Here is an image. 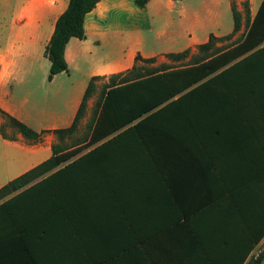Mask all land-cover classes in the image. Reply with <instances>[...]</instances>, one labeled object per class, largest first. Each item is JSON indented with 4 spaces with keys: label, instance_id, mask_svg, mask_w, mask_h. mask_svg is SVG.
I'll list each match as a JSON object with an SVG mask.
<instances>
[{
    "label": "crops",
    "instance_id": "crops-1",
    "mask_svg": "<svg viewBox=\"0 0 264 264\" xmlns=\"http://www.w3.org/2000/svg\"><path fill=\"white\" fill-rule=\"evenodd\" d=\"M223 1L200 0L195 6L187 0H149L140 8L135 0H99L85 15L84 39L71 37L65 46L67 71L49 80L65 77L60 89L68 94V113L55 117L60 125L40 124V131L71 124L93 76H104V83L108 76L130 70L137 55L163 57L194 49L210 34L230 33L233 25L228 33L214 31ZM243 1L236 6L244 21ZM247 1L252 18L262 0L257 5ZM67 3L23 0L13 20L15 37L0 51V62L7 58L0 70V108L21 121L25 119L1 96L13 77L25 73L17 67L28 51L39 46L44 53ZM72 73L79 77L71 78ZM228 87L224 80L211 86L217 91L214 104H208L207 112L204 105L193 111L192 127L180 116V131L167 134L173 143L166 150L146 152L137 134L114 132L70 159L119 137L98 152H107L105 162L82 169L89 200L78 217L79 241L70 230L71 248L78 247L80 254L68 264H250L254 259L264 264V117H243L241 98L239 110L234 106L231 111ZM49 133L36 140L18 131L11 139L0 134L12 147L4 156L6 171L12 173L8 181L50 157L57 138ZM59 168L63 164L47 174Z\"/></svg>",
    "mask_w": 264,
    "mask_h": 264
},
{
    "label": "trees",
    "instance_id": "trees-1",
    "mask_svg": "<svg viewBox=\"0 0 264 264\" xmlns=\"http://www.w3.org/2000/svg\"><path fill=\"white\" fill-rule=\"evenodd\" d=\"M98 1L68 0L66 8L57 17L44 49L49 60L48 80L61 71H67L65 46L71 37L84 39L85 15ZM148 1L135 0V3L144 8ZM229 1L232 31L222 36L210 34L206 42L196 45L197 53L190 63L175 67L165 64L139 67L134 64L126 72L108 76L87 125L88 132L79 142L72 145L62 143L77 129L87 101L96 89L95 82L104 80V76L90 79L73 121L67 127L38 132L0 108L5 121L24 137L36 140L50 131L58 140L52 144L50 157L0 187V264H68L69 260L79 256V248H71L75 242L69 234L73 230L79 241L78 217L83 213L81 206L89 200L83 186L85 171L82 169L105 162L107 158L103 156L107 152H98L117 142L119 137L107 139L70 160L83 148L117 132L137 134L146 152L166 150L173 143L167 134L180 131V123L177 122L180 116L187 119L192 127L193 111L203 105L208 111V104L214 102L217 92L210 88L221 84V80L226 82V86L230 85L226 92L231 111L234 106L239 110V100L242 99L243 117H264V0L252 18L248 1L244 0V31L230 44L216 46L217 42L229 39L242 26L243 16L237 10L235 0ZM190 52L191 49L186 48L165 56L178 61L185 59ZM137 60L153 63L155 57L137 55ZM231 72L237 74L228 75ZM241 73L247 75H239ZM0 134L3 138H12L5 134L3 123H0ZM61 164L64 168L47 174ZM74 220H77V225L72 224ZM91 264L97 263L93 261ZM250 264H257V260Z\"/></svg>",
    "mask_w": 264,
    "mask_h": 264
},
{
    "label": "rangeland",
    "instance_id": "rangeland-1",
    "mask_svg": "<svg viewBox=\"0 0 264 264\" xmlns=\"http://www.w3.org/2000/svg\"><path fill=\"white\" fill-rule=\"evenodd\" d=\"M187 1L195 6L200 2V0ZM258 1L259 0H255L254 5H257L256 3ZM22 2L23 0H0V51L9 40H13L15 37L12 30L13 20L17 19L18 10ZM235 4L237 5V0H235ZM217 11L220 14V23L217 26L218 28L214 31L219 33H228L232 29L233 18L231 15V7L227 4V0H224L218 6ZM182 26L184 25H180V32L184 29ZM244 28L245 22L243 21L240 30L235 32L229 39L217 42L216 46L230 44L242 34ZM155 31L156 30H154V33ZM28 52L29 54L24 56L22 62L17 67L18 72L25 73L17 74L19 77H13L11 79L9 84L10 86L7 87L8 93H3L1 98L7 107L17 110L20 116L25 119L22 122L33 130L39 132L40 124L60 125L62 123V121L56 120L55 117L57 115H64L68 113V109L64 105V101L68 94L60 89V84L63 83L65 77H59L56 83H51L47 79L49 73V60L44 55L43 49L36 46L35 48H31ZM196 53L197 49L195 47L194 49H191L189 55L183 60L174 61L166 56H163L155 58L153 63L137 60L135 61V64L139 67L158 66L159 64L175 67L190 63L193 59V55ZM6 60L7 58L1 60L0 70ZM20 75L22 77H20ZM71 76V78L74 79L79 77L77 73H72ZM95 83L96 89L87 101L85 114L79 121L77 129L63 140L62 143L64 145H72L74 142H79L88 132L87 125L92 119L96 100L103 88V82L101 80ZM26 116L28 117V120ZM0 123L4 124L5 134L13 137L17 130L5 121L1 113ZM49 132H44L42 136L50 134ZM56 142H58V140ZM10 152H12V147L6 145V143L0 139V184H5L12 175V173H8L6 171V165L4 163V156Z\"/></svg>",
    "mask_w": 264,
    "mask_h": 264
}]
</instances>
